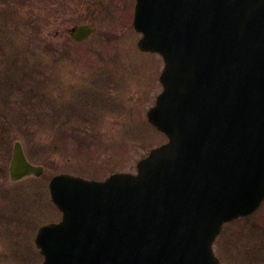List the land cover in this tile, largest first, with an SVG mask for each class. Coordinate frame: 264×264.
Wrapping results in <instances>:
<instances>
[{"label":"water","instance_id":"water-1","mask_svg":"<svg viewBox=\"0 0 264 264\" xmlns=\"http://www.w3.org/2000/svg\"><path fill=\"white\" fill-rule=\"evenodd\" d=\"M248 5L255 6L136 0L138 48L165 62L163 92L147 119L169 143L135 176L54 177L49 188L62 221L38 240L65 236L71 248L51 256L42 240L44 264H218L211 243L222 223L252 213L264 198V0ZM92 32L80 26L74 38ZM33 172L40 169L16 144L12 178Z\"/></svg>","mask_w":264,"mask_h":264},{"label":"rangeland","instance_id":"rangeland-1","mask_svg":"<svg viewBox=\"0 0 264 264\" xmlns=\"http://www.w3.org/2000/svg\"><path fill=\"white\" fill-rule=\"evenodd\" d=\"M92 1L60 0L53 12L31 16L35 24L30 4H0V123L7 149L20 141L43 167L40 179L134 173L165 142L145 116L161 90L162 59L137 50L128 0H119L117 19L92 18ZM79 24L93 25L97 34L76 45L59 32ZM215 246L222 264H264V203L250 220L227 225Z\"/></svg>","mask_w":264,"mask_h":264},{"label":"flooded vegetation","instance_id":"flooded-vegetation-1","mask_svg":"<svg viewBox=\"0 0 264 264\" xmlns=\"http://www.w3.org/2000/svg\"><path fill=\"white\" fill-rule=\"evenodd\" d=\"M58 3L60 0H34L32 16L38 19L45 12L54 10ZM63 3L67 9L66 2ZM92 5L93 18L95 14L96 17L101 14V9L95 0ZM62 29L61 35L70 33V28ZM6 131V126L0 123V264H42L44 257L36 244L38 230L60 220V213L52 205L48 192L49 180L55 174L40 179L42 171L11 178L8 155L12 148L7 149ZM24 153L27 161L33 164L26 150Z\"/></svg>","mask_w":264,"mask_h":264}]
</instances>
